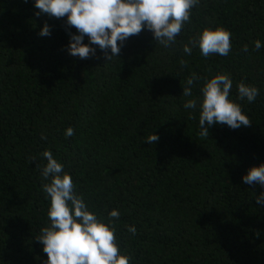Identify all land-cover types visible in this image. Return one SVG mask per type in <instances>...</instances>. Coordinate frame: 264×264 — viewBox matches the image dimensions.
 Listing matches in <instances>:
<instances>
[{
  "label": "trees",
  "instance_id": "trees-1",
  "mask_svg": "<svg viewBox=\"0 0 264 264\" xmlns=\"http://www.w3.org/2000/svg\"><path fill=\"white\" fill-rule=\"evenodd\" d=\"M37 11L32 0H0V264L46 259L35 240L48 223L45 150L90 210L120 211L116 237L130 264H264V205L254 200L264 189L241 179L264 163V46L254 47L264 45V0H200L175 44L142 30L108 61L96 45L88 59L69 55L75 28ZM45 23L49 36L39 35ZM217 26L232 34L229 55L183 52ZM217 73L230 74V98L251 123L214 124L202 137L182 91L195 75L198 96ZM241 81L260 89L255 102L237 99Z\"/></svg>",
  "mask_w": 264,
  "mask_h": 264
},
{
  "label": "clouds",
  "instance_id": "clouds-1",
  "mask_svg": "<svg viewBox=\"0 0 264 264\" xmlns=\"http://www.w3.org/2000/svg\"><path fill=\"white\" fill-rule=\"evenodd\" d=\"M32 3L39 10L34 15L45 13L66 18L65 24L75 28V32L68 31L66 51L69 55L88 59L96 54L92 46L96 45L108 61L117 57L125 40L142 30L150 31L154 41L164 48L175 44L200 0H32ZM39 35H51L50 26L45 23ZM231 35L222 26L204 27L189 44L183 45V52L191 55L194 46L205 58L210 54L227 56L232 47ZM85 38L88 43H84ZM262 46L259 40L254 42L257 50ZM242 50L247 52L248 45ZM197 79L195 75L187 78L182 93L188 99L183 107L198 111L202 137L209 136L208 127L214 124L222 123L231 129L250 125L241 105L230 98L233 87L230 74L217 73L204 79L198 96L193 97ZM236 90L237 99L248 103L255 102L260 95L259 88L243 81L236 85ZM72 135L74 130L67 128L65 136ZM158 139L153 132L146 142L153 144ZM42 156L46 163L40 167L41 189L48 200V223L35 236L46 254L41 264H130L132 257L120 249L116 237L120 211L111 209L107 218L98 216L90 210L83 196L77 194L71 175L64 171L63 164L52 152L45 150ZM241 179L245 184H259L264 189V163L250 167ZM254 200L257 205H264V191ZM128 231L135 234V226H129Z\"/></svg>",
  "mask_w": 264,
  "mask_h": 264
}]
</instances>
